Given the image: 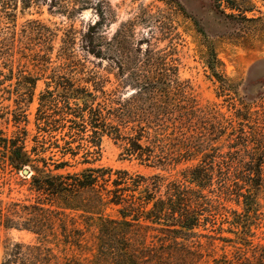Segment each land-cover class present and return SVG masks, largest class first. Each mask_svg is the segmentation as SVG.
<instances>
[{"label":"trees","instance_id":"obj_1","mask_svg":"<svg viewBox=\"0 0 264 264\" xmlns=\"http://www.w3.org/2000/svg\"><path fill=\"white\" fill-rule=\"evenodd\" d=\"M213 1L215 9L231 21L255 20L248 17L252 10H241L236 0ZM20 4L26 11L47 4V0H0L6 15L8 11H18ZM91 6V0H56L52 7L71 17ZM223 6L233 13L227 14ZM98 13L105 19L104 11ZM99 26L101 22L91 27L89 35L96 36ZM111 43L107 42V46ZM92 54L101 59L107 56L103 47L94 48ZM217 62L210 61L211 70L224 88L230 87V80L217 72ZM136 68L132 83L136 93L130 100L114 98L101 87L97 92L103 102L96 105L98 97L88 93L94 103L84 101L81 105L84 93L62 84L59 88L66 91L63 96L49 90L42 94L37 114L39 133L56 139L51 145L61 151V160L46 157L50 150L47 144L52 142L46 138L40 141L36 137L37 145L30 149L27 131L11 138L0 132V170L20 174L29 169L30 190L37 195L30 205L0 201V227L29 231L39 237L37 244L16 243L8 248L2 264H59V257L47 245L50 235L57 236L66 246L80 249L85 226L95 220L99 229L96 264H199L201 250L192 243L196 230L204 218L206 226L216 221L221 209L229 211L224 202H231L233 197L245 207L243 214L234 211L233 225L241 228L237 233L239 245L247 251L254 249L250 248L254 247L251 240L255 238L252 228L259 219V200L264 193V106L255 114L247 111V106L246 112L237 113L236 121L225 119L222 124L212 125L208 121L210 113L198 108L191 88L181 80L175 60L152 52L147 63ZM49 110H55L60 119L51 120ZM68 123H72L68 126L71 137L78 135L84 141L81 133L91 127L92 148H101L102 137L107 135L121 143L129 158L151 168L164 171L199 162L184 170L183 181L162 174L146 177L126 171L117 172V179H107L109 172L104 168L69 172L73 166L64 158L70 152L76 156L72 143L66 142L63 147L52 135ZM249 124H255L250 131ZM226 136L228 143L221 146ZM95 152L98 153L96 149ZM94 153L88 150L87 154ZM111 182L114 189L109 190L107 184ZM87 192H93V198H84ZM110 206L118 208L120 218L105 214L104 209ZM257 260V264H264V250ZM214 262L235 264L230 260Z\"/></svg>","mask_w":264,"mask_h":264},{"label":"rangeland","instance_id":"obj_2","mask_svg":"<svg viewBox=\"0 0 264 264\" xmlns=\"http://www.w3.org/2000/svg\"><path fill=\"white\" fill-rule=\"evenodd\" d=\"M236 1L241 10H252L248 17L254 21L238 23L227 19L215 9L213 0H91V9L71 17L61 15L59 8L52 7L56 0H47V4L26 11L20 4L18 11H8L7 15L0 8V132L11 138L27 131L30 149L37 145L36 137L40 141L46 138L52 141L47 144L50 150L46 157L61 160L63 154L51 145L56 139L39 133L37 114L42 94L49 90L63 96L66 91L59 88L62 84L84 93L81 105L84 101L94 103L88 93L98 97L96 105L103 102V96L97 92L101 87L114 98L130 100L136 93L132 87L134 74L138 72L136 67L147 63L152 52L176 61L181 80L191 88L198 108L210 113L208 121L212 125L222 124L225 119L236 121L237 113L244 112L247 106L250 113H260L264 106V0ZM100 10L106 13L105 19H101ZM223 11L233 13L225 6ZM99 22L101 26L92 37L89 31ZM110 41L109 47L107 42ZM100 47L107 55L102 59L92 54L94 48ZM216 59L217 72L230 80V87L224 88L211 70L209 63ZM71 102L74 106V101ZM48 113L51 120L60 119L55 110ZM70 125L72 123L52 134L63 147L66 142L72 143L76 156L70 152L64 158L73 166L69 172L104 168L109 172L107 179L110 176L117 179V172L126 171L146 177L162 174L171 180L183 181L184 170L199 162L183 163L164 171L151 168L129 158L121 143L117 144L107 135L102 137L101 148H92L91 127L87 133H81L86 140H80L78 135L71 137ZM254 126L249 124L247 130ZM227 137L223 138L221 146L225 145ZM94 149L98 153H94ZM88 150L94 154H87ZM223 150L227 152L228 148ZM30 181L31 177L23 172L0 170V201L34 204L37 195L31 192ZM107 186L109 190L114 189L112 182ZM93 196V192H87L84 198L88 200ZM230 201L224 202L229 211L221 209L216 221L206 226L204 218L202 226L196 230L192 243L201 250L199 264H215L216 260L257 264L264 250V193L259 200L262 205L259 219L252 228L255 238L251 240L254 247L250 248L253 250L247 251L244 245H239L237 233L241 228L233 225L234 211L243 214L245 207L238 205L236 197ZM104 210L110 218H120L117 207ZM84 229L80 249L66 246L57 236L50 235L47 245L59 257V264H96L97 221ZM38 241L39 237L32 232L0 227V264L14 244L34 245Z\"/></svg>","mask_w":264,"mask_h":264},{"label":"water","instance_id":"obj_3","mask_svg":"<svg viewBox=\"0 0 264 264\" xmlns=\"http://www.w3.org/2000/svg\"><path fill=\"white\" fill-rule=\"evenodd\" d=\"M23 174H24L25 176H27V177H31V173H30L29 169H25V170L23 171Z\"/></svg>","mask_w":264,"mask_h":264}]
</instances>
